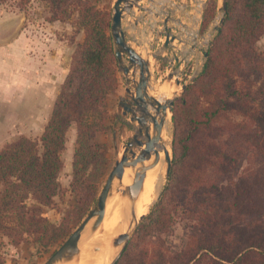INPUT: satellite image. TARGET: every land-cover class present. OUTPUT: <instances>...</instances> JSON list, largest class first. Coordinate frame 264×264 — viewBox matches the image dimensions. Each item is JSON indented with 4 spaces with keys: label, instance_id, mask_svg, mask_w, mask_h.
<instances>
[{
    "label": "trees",
    "instance_id": "1",
    "mask_svg": "<svg viewBox=\"0 0 264 264\" xmlns=\"http://www.w3.org/2000/svg\"><path fill=\"white\" fill-rule=\"evenodd\" d=\"M5 0H0L4 2ZM50 21L77 13L85 39L72 56L50 119L38 139L21 135L0 150V236L33 237L50 247L79 223L96 201L108 171V99L120 86L112 13L90 0H43ZM211 13L216 9L211 0ZM264 0H227L224 22L199 77L172 107L174 158L168 195L144 219L117 264H264V174L244 168L249 147L264 163ZM76 126L71 191L77 203L60 226L43 218L61 193L67 133ZM224 139V140H223ZM31 199L37 206L29 207ZM181 226L180 246L171 239ZM168 233V234H167Z\"/></svg>",
    "mask_w": 264,
    "mask_h": 264
},
{
    "label": "rangeland",
    "instance_id": "2",
    "mask_svg": "<svg viewBox=\"0 0 264 264\" xmlns=\"http://www.w3.org/2000/svg\"><path fill=\"white\" fill-rule=\"evenodd\" d=\"M90 1L99 9L113 14L114 4L117 0ZM210 1L143 0L132 10L125 11L123 14L122 28L127 41L141 56L150 60L152 77L149 90L151 92L155 90L159 80H161L162 86H165V83L170 82L173 78H169V75L177 74L180 86L171 100L174 101L182 96L184 92L182 87L192 84L201 74L207 60L206 53L218 33L216 28L221 27L220 21L225 17V13L221 11L224 0H215L216 9L212 13ZM51 16V5L43 0H5L0 3V45L13 37L14 34L12 41L15 40L24 31L28 40L27 44H19V53L23 55V59L19 57L17 62L11 57H5L3 62H0V150L21 135L31 139L40 138L47 120L50 119L56 95L61 89L58 69L66 68L69 72L76 47L85 39V33L78 24L77 13L66 21H50ZM17 29L20 31L16 36ZM168 37H173L174 41L166 47ZM257 46L264 51V35ZM176 57L181 64L179 69L175 68ZM16 65L19 68L14 70ZM48 65L50 69L45 71L44 68ZM124 68H130L129 77L124 75ZM181 68L182 70H180ZM168 69L170 71L166 72ZM132 74H136V79H138L139 69L132 67L127 54H124L119 71L120 86L108 99L109 115L106 130L99 132L94 139L95 145H106L105 154L108 159V171L100 183L96 201L91 204L79 223L74 224L75 220L69 222L68 235L50 247L37 244L30 236H26L24 241L18 243H14L7 236H0V264H45L90 212L97 208L99 194L110 171L115 166L119 155L123 154L124 147L133 140L139 126L136 121H131L130 114L124 115L122 107L124 102H128L126 90L131 86L128 78H132ZM171 125L172 137L169 153L173 161L175 126L172 114ZM75 140L76 126L73 124L72 129L67 133L66 149L62 155L65 163V168L59 177L62 191L54 199L52 206L42 208L43 218L55 226H60L63 223L66 213L77 203V197L72 193L70 187ZM237 150L239 155L246 156L245 169L264 174V163L257 159L249 147L239 145ZM135 151L139 153L140 149L135 146ZM166 167L167 160L165 158L164 185L154 204L148 209L146 217L156 210L168 195L169 173L167 174ZM127 186L125 185V187ZM113 195H116V191L113 192ZM119 195H122L121 201L124 203L123 194ZM27 205L29 207L37 206L31 199L27 200ZM144 219L139 222L130 243L139 227L144 223ZM175 227L177 230L171 239H168L164 234L162 237L169 240L173 248L176 249L180 246L184 234L181 226L176 225ZM97 231L94 234L90 230L83 233L77 256L74 261L68 264H84L83 260L90 254L88 247ZM113 240L109 248H106L102 254V264H107L111 252H115L111 246ZM135 256L126 258L124 264H137L138 259L136 260Z\"/></svg>",
    "mask_w": 264,
    "mask_h": 264
},
{
    "label": "water",
    "instance_id": "3",
    "mask_svg": "<svg viewBox=\"0 0 264 264\" xmlns=\"http://www.w3.org/2000/svg\"><path fill=\"white\" fill-rule=\"evenodd\" d=\"M143 0H117L114 4V11L112 14L111 22V35L114 40V44L117 48L116 56L120 60L124 54H127L129 63L132 67L139 69V76L136 79V74H132L130 79L131 86L126 90L128 102L122 104L124 115H131V121L138 123V128L133 136V140L128 142L124 147L123 154L119 155L115 166L110 171L106 183L99 194L98 204L95 210H92L90 214L83 220L78 228L69 236L66 242L48 259L45 264H68L72 262L77 256L79 243L82 235L86 230H90L94 234L102 225L107 203L113 192H120L119 188L122 187L123 177L127 169H131L134 173L133 182L130 186L123 188L120 193L124 198L135 207V201L139 197L143 185H140L141 178L145 175L147 167L145 163L151 159L152 153H155V159L151 164H157L160 160V151L157 149L159 143L162 141V133L167 118L168 111L172 114V107L174 101H167L161 103L150 94L149 85L151 80V63L149 59H145L141 56L127 41L125 31L122 28V19L125 11L132 10L139 2ZM227 0H224L221 8L222 12H226ZM224 18L220 21V26L223 24ZM20 29L16 30V36ZM219 31V28H216ZM15 36V34H14ZM13 36V37H14ZM13 37L5 40L3 44H7L12 41ZM174 41L173 37H168L166 41V47L170 42ZM207 57V53H206ZM175 68H180V62L178 58H175ZM121 65V63H120ZM123 73L125 76H130V68H124ZM173 77L172 74L169 78ZM177 85H180V81L177 80ZM187 85L182 87L184 91ZM131 104H130V103ZM140 113V115H138ZM151 123L153 124V132L151 134ZM135 146L140 149V152L135 151ZM165 158L167 160L166 171L170 172L172 167V159L170 153L165 150ZM148 164V165H151ZM145 216H142L137 220L134 214V224L129 230L118 235L113 240L112 248L116 251L119 249L118 254L110 264H117L122 257L128 244L130 243L133 234Z\"/></svg>",
    "mask_w": 264,
    "mask_h": 264
},
{
    "label": "bare ground",
    "instance_id": "4",
    "mask_svg": "<svg viewBox=\"0 0 264 264\" xmlns=\"http://www.w3.org/2000/svg\"><path fill=\"white\" fill-rule=\"evenodd\" d=\"M182 68L180 70H182ZM169 71L170 69H168L166 72ZM177 79L178 75L175 74L170 82L165 83V86H162L161 80H159L158 85L156 84L157 86L155 87V90L153 92L150 90L151 96L161 103L171 101L173 95L177 93L176 91L179 89L178 86H180L175 85ZM170 113L171 112L168 111L163 128L162 141L159 143L157 148L160 151V160L157 164H151L155 159V153L153 152L151 159L145 163L148 167L145 175H143L140 181V185H143V188L139 197H137V200L135 201V207H133L126 199H124L123 203L121 201L122 195H119L120 192L124 190L123 188H125V185L130 186L133 182L134 173L131 171V169H127L125 172V178L122 181V187L119 188L120 192L116 193V195H113L107 203L104 221L88 247L90 249V254L86 257V259L83 260L84 264H102V254L105 252L106 248H109L113 238L120 234L126 233L129 228L133 226L134 214L136 215L137 220L142 216H145L148 209L154 204L155 200L160 194L162 186L164 185L165 150L168 152L170 151V141L172 137ZM150 126L152 134L153 124L151 123ZM118 252L119 249H117L115 252H111V257L107 264H110L113 261Z\"/></svg>",
    "mask_w": 264,
    "mask_h": 264
},
{
    "label": "crops",
    "instance_id": "5",
    "mask_svg": "<svg viewBox=\"0 0 264 264\" xmlns=\"http://www.w3.org/2000/svg\"><path fill=\"white\" fill-rule=\"evenodd\" d=\"M26 36H27V34H25V31H24L22 34H20L18 37L15 38V40L11 41L10 43L1 44L0 45V62L1 63L3 62L5 57H11L13 60H16L17 62H18V58L19 57H21V59H23V55H21L19 53V49L18 48L20 47L19 44H27L28 43V40L26 39ZM8 51H9V53L10 52H12V53L9 54ZM18 68L19 67L16 65L14 70H17ZM10 69H12V68H10ZM42 69H43V66H42ZM44 69H45V71L50 69L49 65L45 66ZM58 70H59V72H58L59 83L62 84L64 82L67 74H68V69L61 68V69H58ZM47 86H49V85H47ZM49 118H50V116H49ZM48 120H47V122H48ZM70 129H72V126L70 127Z\"/></svg>",
    "mask_w": 264,
    "mask_h": 264
}]
</instances>
